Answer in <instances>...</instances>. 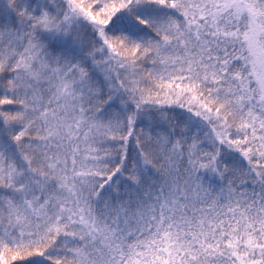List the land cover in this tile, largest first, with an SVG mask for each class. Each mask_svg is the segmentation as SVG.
Segmentation results:
<instances>
[{
    "label": "snow or ice",
    "instance_id": "obj_1",
    "mask_svg": "<svg viewBox=\"0 0 264 264\" xmlns=\"http://www.w3.org/2000/svg\"><path fill=\"white\" fill-rule=\"evenodd\" d=\"M0 264H264V0H0Z\"/></svg>",
    "mask_w": 264,
    "mask_h": 264
}]
</instances>
